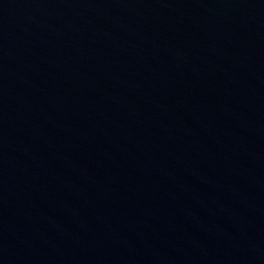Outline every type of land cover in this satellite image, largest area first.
<instances>
[{
    "label": "water",
    "instance_id": "95a60500",
    "mask_svg": "<svg viewBox=\"0 0 264 264\" xmlns=\"http://www.w3.org/2000/svg\"><path fill=\"white\" fill-rule=\"evenodd\" d=\"M0 264H264V0H0Z\"/></svg>",
    "mask_w": 264,
    "mask_h": 264
}]
</instances>
